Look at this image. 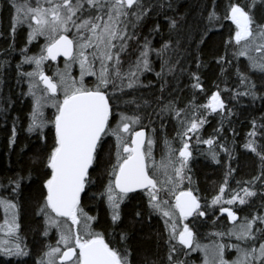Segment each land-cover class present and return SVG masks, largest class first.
Wrapping results in <instances>:
<instances>
[{
    "label": "snow or ice",
    "instance_id": "1",
    "mask_svg": "<svg viewBox=\"0 0 264 264\" xmlns=\"http://www.w3.org/2000/svg\"><path fill=\"white\" fill-rule=\"evenodd\" d=\"M46 4L47 6L36 3L31 6L28 3H15L16 15L11 27L14 36L15 26L28 22L31 29L28 34L29 42L38 36H44L47 40L38 56L28 54L27 47L22 50L24 63L36 65L35 70L22 73L30 78L29 94L36 98L37 112L32 114L28 131L36 133L37 140L41 141L45 150L43 188H46V192H41L42 203L36 210L44 217L45 236L52 228L59 231L56 245L47 246V250L39 256V264H132L131 249L126 246L123 249L114 247L103 233L92 230L91 223L95 217L88 215L81 207L82 194L94 185V174L101 168L108 173V177L100 195L108 201L112 221H120L121 204L126 199L134 198L129 194L141 190L147 196L150 213L160 215L168 229L167 264H187L180 259V255L186 254L185 248H194L195 233L187 223L178 230L175 218L187 220L193 216L201 217L207 211L202 208L199 197L191 187H182L186 180L189 184L192 183L189 161L193 152L189 141L195 136L197 143L208 145L209 156L220 163L219 154L212 146L221 129L215 130L216 135L207 139L200 138L199 130L207 122L206 113L225 110V100L216 91L206 105L197 106L204 108L206 112H197L192 107L186 109L178 106L174 99L165 101V85L161 83L162 95L155 101L153 114L161 120V126L165 118L175 117L182 147L174 149L172 142L165 138L164 150L157 160L153 154L155 137H147L146 148V132L143 126L140 130L136 128L142 120L139 112L141 103L137 97L124 90L133 89L140 84V74L144 70H150L149 54L153 51L151 41L147 36L141 38L137 29L150 15L158 14L161 8H171V3H163L162 0H46ZM254 7L255 0L249 3L244 0H229L221 15L216 11V5H211L207 16L209 25L198 43L204 42L209 27H222L219 23L221 20H231L236 25V30L234 38L230 37L228 43H232L234 39L235 44L240 46L235 50L234 56L247 57L250 68L264 75V20L256 18ZM166 19L170 21V29L176 28L175 18L166 16ZM31 21H35V24ZM159 29L160 24L154 23L152 31L158 32ZM131 41L136 42L139 55L129 63L127 71H123L122 54L127 52ZM171 43V39L166 41L161 49L156 50L157 55H162ZM175 43L178 49L179 39ZM61 55L71 63L79 62L78 80L67 72H57L56 76L59 78L56 80L45 74L42 67L44 62L48 59L56 61ZM217 59L224 67L232 65L227 49L226 54ZM0 63L6 65L8 61L5 59ZM176 64H179V58ZM176 64L169 66L168 71L172 72ZM68 67L70 64L66 63V68ZM199 67L198 64L197 68ZM180 71L183 72L184 68L181 67ZM236 71L241 82L246 85L243 95L257 97L255 81L239 67H236ZM88 75L95 77L90 85L85 82V76ZM189 76L192 79L191 88H204L199 71L189 72ZM40 82L45 87L40 90L43 95L37 96L34 89L39 88ZM61 92L62 99L58 95ZM117 93L130 95L131 98L123 100ZM260 99L264 100V94L260 95ZM49 102L55 108L53 118L42 119V109ZM121 102L135 104L131 115L128 111H120ZM142 102L148 104L146 100ZM255 123L253 121V125ZM49 124L54 129L51 144H48L45 133ZM259 134L264 137V123L260 125ZM248 136L249 140L244 147L257 152V142L254 139L257 129L253 127ZM109 138H114L111 144ZM10 139L15 142L14 135ZM216 147L228 153L229 165L219 193L212 198L211 203L221 204L220 211L226 212L235 222L238 213L231 207H224L223 203L231 205L238 202L244 205L249 202V198L256 197L259 193L261 205L264 206V170L248 181H238L241 184L239 191L233 190L225 201L224 191L228 187V179L236 169L230 162V148L224 143L216 144ZM257 154L264 161V145ZM35 159H40L39 153ZM21 179L23 178L18 177L11 181L15 185L13 191H19ZM173 199L175 203H169ZM0 204L5 206L6 212L10 210L12 213V222L7 225V231L9 234L16 233L19 229L18 205L3 198H0ZM135 216L140 217L141 212L137 211ZM231 234L248 243L247 248L232 245L241 253L233 264H264V212L257 211L250 217L245 216L243 222L232 229ZM120 239L126 241L127 233H122ZM256 241H261L259 247L255 246ZM195 247L200 246L196 244ZM0 251L9 257L29 255L18 243L12 246L0 244ZM223 253L224 245H218L215 254L219 264H228ZM20 264L27 262L22 261ZM152 264L156 262L153 261Z\"/></svg>",
    "mask_w": 264,
    "mask_h": 264
},
{
    "label": "trees",
    "instance_id": "2",
    "mask_svg": "<svg viewBox=\"0 0 264 264\" xmlns=\"http://www.w3.org/2000/svg\"><path fill=\"white\" fill-rule=\"evenodd\" d=\"M20 1L28 2L0 0V61L5 59L8 61L6 65L0 63V198L12 200L18 205L21 242L29 255L18 259L0 255V264L9 262L20 264L22 261H26L27 264H39V256L47 250L50 241L44 235V217L36 210L42 203L41 192H46V188H43L46 171L43 164L45 150L41 146V141L37 140L36 133L28 131L32 122L34 102L29 95L27 76L22 75L26 72L22 50L27 47L28 54H35L34 44L28 41L29 28L26 24L16 25L14 36L11 32L16 15L14 5L17 2L21 3ZM162 2L171 3L172 7L161 8L158 14L152 15L153 51L149 59L150 70H144L140 74V84L133 89L126 88L124 92L137 97L141 103L139 112L142 114V124L148 127L149 133L158 138L160 158L165 138L178 143L175 149L182 147V139L177 135L179 125L175 117L165 118L161 126V120L153 114L155 101L162 95L161 83L165 85L163 90L165 101L174 99L178 106L186 109L192 107L197 112H206L204 108L197 106L206 105L211 95L219 91L229 108L227 112L229 115L215 118L206 113L207 122L199 130V135L201 139H207L216 135L215 130L221 129L216 143L212 146L219 154L220 163L209 156V146L197 143L196 137L193 136L189 141L193 152L189 163L190 175L196 182L191 184L185 182L184 187L203 189L207 193L206 188L214 183L210 179L225 177L229 156L216 147L219 143H224L232 151L230 162L236 171L229 178L250 180L264 170V161L257 154L264 145V137L259 134L260 125L264 123V100L260 99V95L264 94V75L251 69L245 57L234 56L235 50L240 46L235 44L234 39L232 43H228L230 37L234 38L236 30V25L231 20H221L219 23L223 25L222 27H209L204 42L198 43L201 34L209 25L207 16L211 5L215 4L216 11L223 15L229 0H162ZM244 2L249 3L251 0ZM253 11L258 20H264L262 0H255ZM166 16L177 20L176 28L170 29V21ZM154 23L160 24L158 32L152 31ZM169 39L172 41L170 47L162 55H157L156 50L161 49ZM177 39L180 41L178 49L175 43ZM226 49L232 65L224 67L217 57L224 56ZM177 58L179 64H176ZM135 59H128L125 69ZM174 64L176 67L169 72L168 67ZM17 65L21 67L18 68ZM181 67L184 68L183 72L180 71ZM236 67L247 72L255 81L257 97L243 95L246 85L241 82ZM195 71H199L204 85L202 90L190 87L192 79L189 72ZM238 92L240 95H237ZM117 95H121L123 100L131 98L130 95L121 93ZM145 100L148 104L142 102ZM133 109L135 104L122 102L120 104V111H128L129 115ZM53 114V111H48L46 120L52 119ZM253 121L256 122L255 125ZM253 127L257 129V136L254 137L257 152L244 147L249 140L248 133ZM45 133L48 136V144H51L54 129L50 124ZM13 135L15 142L10 139ZM112 142L113 140L109 138V143ZM38 153L39 160L35 159ZM18 177L23 178L20 181V189L13 191L15 185L11 181ZM107 177L108 173L101 168L94 174V185L86 189L81 197V207L88 215L95 217L92 223L93 230L107 233L112 244H115V241L119 242L120 249L125 246L131 249L132 264H152L153 261L156 264H167L168 229L163 218L155 212L150 213L144 200L135 196L122 208L120 221L113 222L106 197L100 195L104 190L103 185L107 183ZM239 185L241 184L237 186ZM256 186L259 188V183ZM256 205L259 207L261 205L259 193L252 200L253 209ZM262 208L264 209V206ZM137 211L141 212L140 217L135 216ZM2 218L3 207L0 204V221ZM122 233H127L126 241L120 239Z\"/></svg>",
    "mask_w": 264,
    "mask_h": 264
},
{
    "label": "flooded vegetation",
    "instance_id": "3",
    "mask_svg": "<svg viewBox=\"0 0 264 264\" xmlns=\"http://www.w3.org/2000/svg\"><path fill=\"white\" fill-rule=\"evenodd\" d=\"M39 1V0H38ZM21 2V1H20ZM41 2H44L43 0H41ZM21 3H29L31 6H35L36 4V0H28V2H21ZM151 21H152V15H150V18L146 19L142 25L137 29L140 37H144L147 36L149 37L150 41H151V47H152V36H151ZM71 35V34H70ZM142 39H141V43H142ZM34 44V51H37V48H40L41 50V40H37V42L33 41ZM152 51L150 52L149 55H151ZM139 55V50L137 47V44L135 41H131L129 42V48L127 50L126 53L122 54V61H123V66H122V70L125 69V64L129 61L128 59L131 58H136ZM62 57L64 56H60V58L56 61H52L49 60L46 62L45 68L43 69V71L45 72V74L53 77V67H55L56 65H62L64 63L70 62L69 60L63 59ZM127 59V61H126ZM54 79V78H53ZM59 94V93H58ZM228 106L225 103V111H218V112H211L210 114L215 117V118H222L224 116L227 117V115H229L228 112ZM55 112V110H54ZM143 123V122H142ZM143 126L144 129H146L148 131V127L145 126L144 124H140L139 127L137 128V130H140V128ZM216 133V132H214ZM149 134V132H148ZM111 140H113V138H110ZM211 181H213V184H210L209 188H206V192H204L203 189H198L195 190L194 188V194L197 195L201 201V206L202 208H206V215L205 216H201V217H189L187 220L178 217L177 221V228L178 230L181 228V226L183 224H188L189 227H191L195 233V237H194V248L192 250H188L185 248V253L184 255H180V259L183 261H186L187 264H191L192 262H198L201 260V248L207 245H210L212 243L215 242H219L218 244L224 245V259H226V261H230L233 257L234 254H237V250L238 248L233 247L232 245H238L240 248H247L248 247V243L244 242V241H240L238 240L234 235L231 234L232 229L236 226L239 225L240 223L243 222L244 217L245 216H251L256 214L257 211L259 212H264V209L262 208V206L260 205V207L258 205L255 206V208H252V200L254 199V197L249 198V202L244 204V205H240L238 202L236 204H227V203H223L224 207H231L234 211H236L238 213V219L234 222L231 220V218L228 217L227 213L221 212L220 208H221V204H215L213 205L211 203L212 198L217 195L219 193V189L224 181V178H214V179H210ZM244 182V181H248L247 179H228V187L225 188L226 195L224 196V198L227 200L229 197V194L233 191H239L241 185L237 186V182ZM185 182H188L187 180ZM185 182L182 185L183 188L185 186ZM196 182L195 179H192V183ZM235 183V184H233ZM243 186H247L246 184H243ZM130 197H135L138 196L140 198V200H144L145 202V206L147 207V209H149L148 204H147V196L145 194H143L142 192H138V193H134V194H130ZM131 199H126L122 204H121V208H120V212L122 211V208L124 207V205L126 204L127 201H129ZM225 200V201H226ZM173 202V204L175 203L174 199L171 200ZM107 202V200H106ZM108 205V203H107ZM108 208L110 210V207L108 205ZM93 227V225H92ZM20 223H19V229L17 230V232L14 234L13 236V240L20 244L21 247H23V242H21V233H20ZM95 232H100L103 233L105 236V239L108 240L110 242V244L114 247L120 248V244L119 242L115 241V244H112L111 241L109 240V238L107 237V233H105L104 231H95ZM218 233H226L225 235H218ZM261 241H256L255 242V246L259 247V243ZM249 243H252L251 241H249ZM198 244L200 247H195V245ZM0 255H2L3 257H8L11 259H18L19 257H15V256H5L3 254L0 253ZM229 264V263H228Z\"/></svg>",
    "mask_w": 264,
    "mask_h": 264
},
{
    "label": "rangeland",
    "instance_id": "4",
    "mask_svg": "<svg viewBox=\"0 0 264 264\" xmlns=\"http://www.w3.org/2000/svg\"><path fill=\"white\" fill-rule=\"evenodd\" d=\"M43 1L44 2H41V0H39V1L36 0V3H41V4H44L45 6H47L46 0H43ZM15 13H16V10H15ZM31 23L32 24H35V21H31ZM22 24H26L28 26V28H29V32L31 31L28 22H24ZM37 40H41V44H40L41 45V50H40V48H37V51L35 52V54H30V55H37L38 56L41 53L42 49L44 48V45L47 42L46 37H44V36H38L35 40H32L31 43L33 44V41L37 42ZM241 43H243V42H241ZM150 57L151 56L149 55V59H150ZM245 58L247 59V57H245ZM47 61L48 60H46L44 62L43 66H42L43 69L45 68V65H46V62ZM67 63L70 64V67H68V68H66V63H64L62 65H56L55 67H53L52 70H53V78H54V80H56V79L59 78L58 76H56V73L57 72H61V73L67 72L72 77H75L77 80L79 79V77H80L79 62L77 61L76 63H71V61H70V62H67ZM23 66H25L26 72L33 71L36 68V65L35 64L24 63V61H23ZM127 69H124L123 71H127ZM256 71H258V70H256ZM27 79H28V86L30 87V85H29V79L30 78L27 77ZM94 80H95V77L94 76H90V75L85 76V82L88 83L89 85ZM43 88L44 87L42 85V82H40L39 88L34 89V91L36 92L37 96L43 95V93L40 91ZM29 95L33 99V102H34L33 113L34 112H37L36 102H35L36 98L33 95H31V94H29ZM58 95L62 99V95H63L62 92L59 93ZM54 110H55V108L52 106L51 102L45 104L44 107H43V109H42V113H43L42 119H46V115H47V112L48 111H53L54 112ZM223 111H225V110H223ZM142 122L143 121L141 120V124H142ZM138 127H139V125L136 126V128H138ZM152 136H154V135L151 134V133H149V136L148 137H152ZM155 139H156V144L153 147V154L156 156L157 160H159L160 158L158 156V148H157V145H158V140L157 139L158 138L155 137ZM113 140H114V138H113ZM168 140L172 142V147L175 149V146L178 143L175 142L174 140H170V139H168ZM180 143H181V141H180ZM146 148H147V143H146ZM163 150H164V144H163V148L161 149L160 152L162 153ZM240 194L243 195L242 192ZM225 195H226V192H224V196ZM5 200H8V199H5ZM224 200H226V199L224 198ZM107 203H108V201H107ZM169 203L173 204V202L171 200L169 201ZM1 205L3 207V218L0 221V244H6L7 246H12L14 244H17L13 240V236H14L15 233L9 234V232L7 231V225L12 222L11 221V215H12V213H11L10 210L6 212L5 206L3 204H1ZM110 213H111V208H110ZM177 219H178V217L175 218V223L176 224H178ZM17 222L19 223V218H18ZM92 223H93V221H92ZM92 223H91V227H92ZM81 228H82V225H81ZM92 230H93V227H92ZM46 237H48L50 239L49 244L55 246L56 243H57V241L59 240V231L57 229H55V228H52L48 232V235ZM218 243L219 242H215V243H212L210 245H207V246L202 247L201 250H200V252H201V260L198 261V262H194V263L192 262L191 264H219L218 257L215 254L216 247L219 245ZM206 252H207V255H206ZM0 253L3 254L2 251H0ZM223 255H224V253H223ZM240 255H241V253H240V251L238 249L237 250V254H234L233 257H232V259L228 263L229 264H233V262H235V261L238 260V258L240 257Z\"/></svg>",
    "mask_w": 264,
    "mask_h": 264
},
{
    "label": "water",
    "instance_id": "5",
    "mask_svg": "<svg viewBox=\"0 0 264 264\" xmlns=\"http://www.w3.org/2000/svg\"><path fill=\"white\" fill-rule=\"evenodd\" d=\"M60 57H58V59H59ZM63 59H66V60H68V58H66V57H62ZM57 59V60H58ZM49 60H51V59H49ZM53 61V60H52ZM42 85H43V83H42ZM43 87H45L44 85H43ZM144 131L146 132V141H145V146H146V143H147V137H148V131L146 130V129H144ZM138 192H142L141 190H137V192L136 193H138ZM130 194H134V193H130ZM129 194V195H130ZM224 213H226V212H224Z\"/></svg>",
    "mask_w": 264,
    "mask_h": 264
}]
</instances>
